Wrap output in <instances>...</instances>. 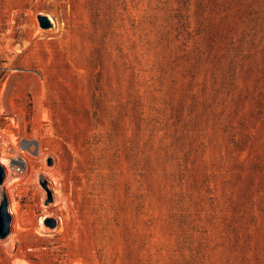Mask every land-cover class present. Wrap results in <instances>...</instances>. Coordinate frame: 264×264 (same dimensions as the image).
Here are the masks:
<instances>
[{"label": "rangeland", "instance_id": "1", "mask_svg": "<svg viewBox=\"0 0 264 264\" xmlns=\"http://www.w3.org/2000/svg\"><path fill=\"white\" fill-rule=\"evenodd\" d=\"M0 176V264H264V0H0Z\"/></svg>", "mask_w": 264, "mask_h": 264}, {"label": "water", "instance_id": "2", "mask_svg": "<svg viewBox=\"0 0 264 264\" xmlns=\"http://www.w3.org/2000/svg\"><path fill=\"white\" fill-rule=\"evenodd\" d=\"M41 19L46 21L47 17L41 16ZM2 180H3V176H0V183L2 182ZM5 206H6V202H5ZM4 230H5V232L8 230V224L7 223L4 225Z\"/></svg>", "mask_w": 264, "mask_h": 264}, {"label": "bare ground", "instance_id": "3", "mask_svg": "<svg viewBox=\"0 0 264 264\" xmlns=\"http://www.w3.org/2000/svg\"><path fill=\"white\" fill-rule=\"evenodd\" d=\"M6 164H7V162H6Z\"/></svg>", "mask_w": 264, "mask_h": 264}]
</instances>
